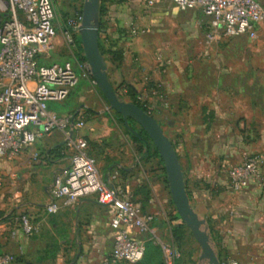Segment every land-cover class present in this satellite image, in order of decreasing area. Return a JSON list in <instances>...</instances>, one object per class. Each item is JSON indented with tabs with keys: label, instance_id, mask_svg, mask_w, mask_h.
Returning <instances> with one entry per match:
<instances>
[{
	"label": "crops",
	"instance_id": "0c3cea01",
	"mask_svg": "<svg viewBox=\"0 0 264 264\" xmlns=\"http://www.w3.org/2000/svg\"><path fill=\"white\" fill-rule=\"evenodd\" d=\"M83 3L84 0H54L55 37L40 51L38 60L45 66L69 63L79 72L68 98L61 103H47L46 108L54 106L60 117H81L85 126L45 134L18 156L0 164V224L10 225L13 217L29 215L38 228L29 237L17 231L13 239L0 229V254L14 255L13 264H107L119 229L112 207L86 198L55 214L45 213L53 182L69 169L77 148L95 158L103 182L120 188L139 203L144 213L153 216L152 225L160 240L180 254L176 264H200V253L191 257L171 235V228L178 223L172 219L174 212L166 200L159 196L164 176L151 170L152 159H145L144 148L132 142L115 147L97 141L99 136L90 120L97 115L96 105L106 114L108 104L91 77L82 76L77 63L86 60L81 59L78 31L68 26L69 20L75 21L78 29ZM100 7L98 43L104 52L101 55L107 79L121 95L126 93L121 85L131 86L137 97L144 95L150 113L168 108L171 115L175 114L168 125L177 122L183 137L176 135L174 141L167 138L175 148L189 204L205 221L219 264H264V169L261 181L252 182L242 192L217 188L212 165L205 161L209 154L202 153L201 141L193 134L198 128L215 126L224 131H243L235 137L241 154L264 156V77L226 74V83L219 86L218 81H213L208 88L205 81L199 80L197 97L203 99L198 104L200 120L195 123L182 119L171 101L177 97L182 108L191 105L184 97L186 80L180 75L187 62L179 57L214 49L213 42L205 41L208 18L200 10H180L171 0H101ZM65 31L73 34L71 48L65 44ZM198 64L194 61V65ZM251 87L255 91L251 92ZM59 147V153L50 154ZM131 237L138 239L134 233ZM162 258L165 264L163 253Z\"/></svg>",
	"mask_w": 264,
	"mask_h": 264
},
{
	"label": "built area",
	"instance_id": "2783aa9c",
	"mask_svg": "<svg viewBox=\"0 0 264 264\" xmlns=\"http://www.w3.org/2000/svg\"><path fill=\"white\" fill-rule=\"evenodd\" d=\"M171 2L183 11L200 10L208 18V43L221 38H253L264 21V10L257 0ZM54 21V0H0V164L18 156L45 134L78 130L85 126L81 117H60L46 108L47 103L66 100L78 81L69 63L48 66L39 63L40 51L55 37ZM68 26L77 31L75 21L69 20ZM62 35L65 44L73 47V34L65 31ZM77 66L82 76H90L86 63H77ZM137 99L140 101L142 96ZM263 169L264 156H244L228 170L230 190L239 193L252 182L261 181ZM86 198L112 207L119 220L107 264H137L143 258L147 242L161 249L165 264L177 263L179 252L160 240L152 225L153 216L144 213L139 203L120 188L103 182L95 158L76 148L69 169L53 182L45 213L55 214L62 207ZM0 229L11 239L15 238L17 231L29 237L38 230L29 215L13 217L10 225L0 224ZM131 233L138 239L131 237ZM14 262V255L0 254V264Z\"/></svg>",
	"mask_w": 264,
	"mask_h": 264
},
{
	"label": "rangeland",
	"instance_id": "374dc122",
	"mask_svg": "<svg viewBox=\"0 0 264 264\" xmlns=\"http://www.w3.org/2000/svg\"><path fill=\"white\" fill-rule=\"evenodd\" d=\"M260 1L264 10V0ZM78 43H80V40H78ZM213 44L214 49L211 52H207L208 50L202 52L192 51L187 52V58H184V56L179 57L181 61L187 62V65L184 64L185 67H181L180 75L186 80L184 97L189 100L188 102L191 105H187L182 108L179 104L180 100L177 97H172L171 101L174 106H177L179 116L182 119H188L195 123L200 120L198 104L201 103L203 99H198L197 97L199 80L203 81L202 83L205 81V84L207 83L206 88H208L210 83H213V81L214 83L215 81H218L219 86L223 85L224 82L226 83V79L224 78L226 74H233L234 76L261 75L264 77V21L259 25L256 35L253 38L246 36H243L241 40L221 38L220 40L213 42ZM178 53L179 55L183 54V52ZM194 61L199 62V64L194 65ZM202 61H205V63ZM79 63L82 64L85 62ZM200 64H203V66L201 67ZM74 72L77 76H79V72L75 70ZM249 90L251 92L255 91L253 87ZM140 96H142V94ZM143 96L139 102L146 104V99ZM121 99L126 102H130L129 97L127 96H122ZM94 111L97 115H92L90 123L96 128V136H99L97 139L99 144H103L104 146L111 144L116 147L117 145L122 146L126 142H132L121 122L122 118L120 117L121 119H119L118 117H115L116 113H114L109 107H107L106 114L102 113V110L98 105L94 107ZM150 115L156 119L162 128L163 133L167 135L171 141H174V136L176 135H181L183 137V132H180L178 129L177 122H173L168 125V123L173 120L171 118L175 117V114L171 115L168 108H163V110L159 109L157 110V113L154 112ZM215 127L205 130L204 128H198L193 132V134L198 136V140L201 141V148L199 149L202 150V153L209 154L210 158H206L205 161H209L212 165L213 170L211 167L210 168L212 173L216 176L217 188H224L226 190L228 188V190H230L227 179L228 170L232 166L236 165L244 156L251 154H241L240 146L236 143L235 137L237 135L241 136L244 133L243 131H224L223 129H220L219 126ZM132 128L135 131L140 129L136 124H133ZM152 145L151 141H146V146L148 147L150 154L153 153ZM151 159V170L154 168V172L158 171L160 176L165 177L162 170L163 165L161 164L162 162L159 161V157L153 155ZM1 171L2 170L0 169V172ZM2 176L3 175L0 173V188L3 184ZM160 186H162V192L160 191L159 195L160 199L162 197V199L164 198V200H166L167 206L172 212H174L172 217L174 220L176 210L168 192L167 182H164L163 180V185L161 184ZM175 221H177L178 224L182 223L181 220ZM178 245V247H182L184 252L190 254L191 257H195L200 253L197 243L189 233L186 226L184 227L182 242L178 243Z\"/></svg>",
	"mask_w": 264,
	"mask_h": 264
},
{
	"label": "water",
	"instance_id": "95a60500",
	"mask_svg": "<svg viewBox=\"0 0 264 264\" xmlns=\"http://www.w3.org/2000/svg\"><path fill=\"white\" fill-rule=\"evenodd\" d=\"M100 3L101 0H84L80 25L77 29L90 77L107 102L108 107L118 114L125 123L127 120H132L144 131L153 144L162 162L168 192L176 213L200 249L198 262L200 264H219L211 245L210 236L205 228V221L197 216L189 204L183 173L173 144L150 114L117 96L107 79L105 60L98 46Z\"/></svg>",
	"mask_w": 264,
	"mask_h": 264
},
{
	"label": "trees",
	"instance_id": "16d2710c",
	"mask_svg": "<svg viewBox=\"0 0 264 264\" xmlns=\"http://www.w3.org/2000/svg\"><path fill=\"white\" fill-rule=\"evenodd\" d=\"M102 1H104V0H102ZM101 13H102V7H100V9H99V15H101ZM98 44H99V51H100V53L102 55H104V52H103L102 47L100 45V42ZM113 55H115L114 52H113ZM116 57H117L116 58L117 61L120 60V57L119 56H116ZM81 59L83 61H85V58L83 56H81ZM120 88H122L121 90H125L126 91V93L124 95H126L127 97H129L131 103H133L136 106H138L145 113L151 114L150 111L148 110L146 104H142L141 102L138 101L137 94L134 92V90L132 89L131 86L121 85ZM115 92H116L117 96H119L120 98H122V96H124V95L119 94L118 90H116ZM47 109L49 111L57 114L56 113L57 110L54 108V106L48 105V108ZM115 117H118L119 119H121L118 114H115ZM209 117H210V114H209ZM121 122H122V124H123V126H124V128L126 130V133L130 136L132 142L134 144L138 145L140 148H144V154H145L144 156H145V159L146 160L151 159L153 157V155L156 156V157H159V155H158V153L155 150V148H154L153 145H152L153 153L150 154L149 149L146 146V141L149 140V138L144 133V131L142 129H139L138 131H135L132 128V125L135 124L132 120H127L126 123L123 120H121ZM91 147L92 148H95V145L91 144ZM61 149L62 148H60V147L59 148H56V149H53V150L50 151V154H53V153L55 154L57 152L59 153ZM159 161L161 162V160H159ZM163 174H164V170H163ZM164 182H166L165 177H164ZM187 197H188V195H187ZM174 220H180V218L178 217L177 213H176V216H175V219ZM184 227H185L184 224L181 223V224H178L176 226H173L171 228V230H170L171 231V235H172L174 241H176L177 243H181L182 242V237L184 235ZM137 264H164V261H163V258H162V253H161L160 248L158 246L152 244L151 242H147L145 244V251H144L143 258Z\"/></svg>",
	"mask_w": 264,
	"mask_h": 264
}]
</instances>
